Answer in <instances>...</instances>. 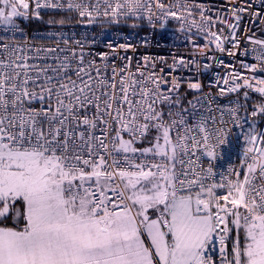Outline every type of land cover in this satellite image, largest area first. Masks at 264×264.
<instances>
[{
    "label": "snow or ice",
    "instance_id": "1",
    "mask_svg": "<svg viewBox=\"0 0 264 264\" xmlns=\"http://www.w3.org/2000/svg\"><path fill=\"white\" fill-rule=\"evenodd\" d=\"M41 9L89 24L132 19L163 29L173 19L191 47L171 64L137 56L131 43L118 47L132 55L68 39L33 48L16 38L17 21L40 19ZM246 17L264 29V0H227L215 17L194 0H0V26L11 33L0 35V264H217L216 243L219 264H264V130L255 119L264 118V76L256 75L264 39L247 35ZM245 40L252 47L241 52ZM223 55L251 56L240 66L252 75ZM192 66L225 69L215 74L217 95L244 89L245 103L238 96L214 109L209 92L207 108L194 97L190 111L173 73ZM187 88L198 93L202 84ZM249 91L259 96L250 122L239 114ZM229 123L248 124L241 170L230 165L215 180Z\"/></svg>",
    "mask_w": 264,
    "mask_h": 264
},
{
    "label": "built area",
    "instance_id": "2",
    "mask_svg": "<svg viewBox=\"0 0 264 264\" xmlns=\"http://www.w3.org/2000/svg\"><path fill=\"white\" fill-rule=\"evenodd\" d=\"M167 2V0H165ZM195 3L204 5L206 9V14L211 15L213 17L216 16L217 12L221 10V8L227 3V0H194ZM258 7V4L256 5ZM41 19H28L23 22L17 21L20 27L23 29L22 33H17L16 38L23 42L25 39L30 47L36 48H47V47H56V42L61 41V47H64L62 40L68 39L69 44L73 47L76 45L73 43L76 40L81 41L85 45L86 51L91 52H108L110 56L112 55V49L108 47L109 44L113 45L117 49V52L120 55H132L129 50L128 53H124L123 50L119 49L118 45L121 43H131L134 44L137 48V56L140 54L150 55V56H164L167 58L168 63H172V55H184L188 56L190 45H186L185 34L181 33L177 29L180 27V23L176 20L169 19L166 26L162 29L160 27L159 22H157L155 28L146 27V28H132L125 26H117V25H87L85 24L87 20H80V18L74 12H67L66 10H57V9H41ZM223 15V13H221ZM44 16L46 18H44ZM62 18L66 19V23L64 25H50L48 22L50 20H60ZM73 18V20H69ZM248 17L242 21V27L247 26L251 29L247 33V35L252 36L254 33V39H264V29H261L259 26L250 24ZM97 21H106L103 18L98 19ZM130 22H137L141 24H147L145 21L132 20L129 19ZM123 22V20L121 21ZM217 27H220L218 25ZM176 28V29H175ZM3 26H0V35H11V33H4ZM140 29V30H138ZM215 30V29H214ZM52 35H49V34ZM145 38L146 42H145ZM198 43H203L202 40H198ZM244 47L251 48L252 45L249 44L246 40L242 42L240 51L242 52ZM79 50V49H77ZM59 53V50H57ZM29 55H34L33 52H29ZM43 55V53H41ZM54 55V54H49ZM217 55H220L217 53ZM227 63H231L234 65L235 70L241 75L251 76L252 72L248 69L241 68L240 61L244 63L251 64L255 61L251 56L244 57L239 56L236 59L231 57H227L226 55L221 56ZM201 65L204 63H214L211 61L204 60L203 58H199ZM53 63L51 59L47 61H30V63ZM117 63H121L118 59ZM228 71H231L229 69ZM216 73H220L221 75L225 74V69L213 67L207 71L201 67L200 70H197L195 66H192L188 69H181L177 72L173 73V75L180 76L182 78V85H186L189 81H199L202 84V90L200 92H194L195 94L188 100H194V97H200L202 101H204L205 109L207 108V102L204 100V94L211 92L212 97L214 98V103L211 105L214 109L217 104L221 107H233L237 101L239 96V103L244 104L243 91L241 89L239 94L229 93L223 97L217 95L218 88L215 86ZM258 76H264V73H256ZM212 84V87L209 85ZM221 86H223L221 84ZM253 93L249 91L250 94ZM247 112H245L244 108L239 109V114L242 117H249L250 112L252 110V105L247 101ZM185 107L190 106L186 104ZM199 108V105H198ZM191 111V109H190ZM203 111V109H201ZM217 116L219 113H215ZM225 119H229L227 113H225ZM256 121L262 120V128H264V118L256 117ZM228 129H231L228 140L229 143L223 145L220 150L221 158L215 161L216 168L214 169L216 172L215 180H219V174L221 172L226 175L228 167L231 165L235 170L239 171L240 169V161L243 158V150L245 147L244 141V133L247 131L248 124H244L243 128L236 127L235 125L229 123ZM235 179L234 176L231 177ZM231 227V225H230ZM217 259V264H219V244L216 243L214 246L210 247V253Z\"/></svg>",
    "mask_w": 264,
    "mask_h": 264
},
{
    "label": "trees",
    "instance_id": "3",
    "mask_svg": "<svg viewBox=\"0 0 264 264\" xmlns=\"http://www.w3.org/2000/svg\"><path fill=\"white\" fill-rule=\"evenodd\" d=\"M44 18H46V17L44 16ZM69 20H73V18H70ZM138 30H140V29H138ZM181 94L185 96L184 105L186 106L187 100L190 99L195 93L192 90H189L186 85H182ZM258 100H259L258 94L253 92L250 94V99L248 100V102H250L251 104H254ZM257 127H259V121H257ZM263 130H264V128H263Z\"/></svg>",
    "mask_w": 264,
    "mask_h": 264
},
{
    "label": "water",
    "instance_id": "4",
    "mask_svg": "<svg viewBox=\"0 0 264 264\" xmlns=\"http://www.w3.org/2000/svg\"><path fill=\"white\" fill-rule=\"evenodd\" d=\"M41 20H42V17L40 18ZM132 23H134V22H130V21H123V22H120L119 24H113V23H109L108 21H96V22H94V23H92V24H89L88 22H86L85 24H87V25H105V24H109V25H117V26H125V27H130V25L132 24ZM135 23H137V22H135ZM137 24H139L140 26L138 27V28H146V27H148V25H146V24H141V23H137ZM176 29V28H175ZM179 29V28H178ZM177 29V30H178Z\"/></svg>",
    "mask_w": 264,
    "mask_h": 264
},
{
    "label": "rangeland",
    "instance_id": "5",
    "mask_svg": "<svg viewBox=\"0 0 264 264\" xmlns=\"http://www.w3.org/2000/svg\"><path fill=\"white\" fill-rule=\"evenodd\" d=\"M258 128H259V129L262 128V120L259 121V127H258Z\"/></svg>",
    "mask_w": 264,
    "mask_h": 264
}]
</instances>
